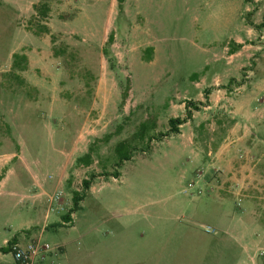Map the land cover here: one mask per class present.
<instances>
[{
	"label": "rangeland",
	"instance_id": "rangeland-1",
	"mask_svg": "<svg viewBox=\"0 0 264 264\" xmlns=\"http://www.w3.org/2000/svg\"><path fill=\"white\" fill-rule=\"evenodd\" d=\"M263 25L264 0H0V132L25 124L26 153L61 181L59 203L0 197V248L37 240L43 264H240L228 233L253 224L264 242Z\"/></svg>",
	"mask_w": 264,
	"mask_h": 264
},
{
	"label": "crops",
	"instance_id": "crops-1",
	"mask_svg": "<svg viewBox=\"0 0 264 264\" xmlns=\"http://www.w3.org/2000/svg\"><path fill=\"white\" fill-rule=\"evenodd\" d=\"M25 55L29 58L37 57L39 53L32 50L26 52ZM11 95L12 92L8 90H1L0 92V112L4 115L11 110L12 106L9 100ZM24 128H26L25 124H16L14 128L7 123V125H4L3 131L0 132V197H10L17 193L23 199L30 200L32 206L35 207L39 206L44 198H47V201H49L51 197L49 196L50 191L55 192L60 190L61 181L56 182L52 176H48L44 172L41 161L35 154L29 155L26 153L25 146L28 139L23 135ZM11 148L15 150H9ZM2 149L3 151H1ZM215 207L222 212V207H217V205ZM235 217L231 219L235 220ZM46 218L47 213L45 215ZM70 218L73 219V214H71ZM257 229L258 227L251 224L246 227L245 233H228L232 239L238 241V247L241 251L240 264H264V257L260 256V250L264 249V246L263 248H259V244L263 242V238L259 235L254 236L253 234H249V231ZM14 239L17 242L16 239L18 238ZM8 241L4 240L3 244ZM1 248H4V245ZM7 255L10 254L0 253V264H16L12 257L10 261L5 260L4 258ZM44 256L45 260L52 257L51 254H44Z\"/></svg>",
	"mask_w": 264,
	"mask_h": 264
},
{
	"label": "trees",
	"instance_id": "trees-1",
	"mask_svg": "<svg viewBox=\"0 0 264 264\" xmlns=\"http://www.w3.org/2000/svg\"><path fill=\"white\" fill-rule=\"evenodd\" d=\"M119 2H121V0H119ZM264 27V25H263ZM113 43V35H109L108 39H107V42L105 44V48L104 50L102 51V55L103 57L106 59L107 63L109 64L110 66V69H113L114 68V65H115V57L113 55H111L110 51H109V47L112 45ZM17 59H22L23 62H26V57L24 56H20L18 54H15L13 55V63H12V67L13 69H16V64H15V61ZM208 91H206V94H207ZM206 98H207V95H206ZM188 106H192L193 110L197 111L198 110V107L195 103H187ZM186 109L188 110V107H186ZM191 119V112L188 111L187 112V117L186 119H179V118H172L168 121V125H169V129L166 133L162 134L159 136V139L157 140H160V138H165V137H168L170 136L171 134H177L178 133V127L185 124L186 123V120H190ZM124 146V143L120 144L117 146V153L119 154V152L121 151V148H123ZM121 163V162H120ZM112 177L114 179H117L119 177V173L116 171ZM93 178V176L91 177ZM91 186V179L90 180H84L82 181V191L83 193L85 194V192L87 190H89ZM84 194L80 195L78 193H74L73 196H72V211L71 212H75L79 209L78 207V204L79 202H81L83 199H84ZM63 219L65 220V222H68L69 221V217L68 216H64ZM15 242V239H13V241H11L10 243H13ZM9 243V244H10ZM0 252L3 253V254H7L9 253V248H0Z\"/></svg>",
	"mask_w": 264,
	"mask_h": 264
},
{
	"label": "built area",
	"instance_id": "built-area-1",
	"mask_svg": "<svg viewBox=\"0 0 264 264\" xmlns=\"http://www.w3.org/2000/svg\"><path fill=\"white\" fill-rule=\"evenodd\" d=\"M61 194V192H59ZM60 194L58 196H60ZM54 201L60 202L55 197H50L49 202L52 204ZM210 230L208 229L207 232ZM9 254L11 255L14 263L16 264H37L45 261L44 254H50V249L47 245L42 246L39 241L31 240L26 243L13 242L9 246ZM264 254V253H263Z\"/></svg>",
	"mask_w": 264,
	"mask_h": 264
}]
</instances>
